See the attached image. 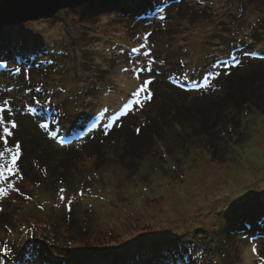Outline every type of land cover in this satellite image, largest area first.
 I'll use <instances>...</instances> for the list:
<instances>
[{
  "label": "rangeland",
  "instance_id": "rangeland-1",
  "mask_svg": "<svg viewBox=\"0 0 264 264\" xmlns=\"http://www.w3.org/2000/svg\"><path fill=\"white\" fill-rule=\"evenodd\" d=\"M107 1L113 8L100 9ZM263 29L264 0H86L52 17L0 28V119L12 132L7 145L35 151L40 132L57 149L36 155L32 161L39 158L40 166L25 163L31 180L42 166L62 172L44 185L30 177L15 178L10 189L0 183L8 189L0 191L6 224L0 246L8 242L9 257H19L0 253V260L151 264L161 254L183 264H264V114L244 117L238 146L216 143L217 154L226 152L219 158L206 150L199 123L173 125L163 138L143 132L153 128L155 109L195 113L208 102L194 101L205 87L224 93L225 75L240 73L223 70L219 88L221 82L209 78L218 62L230 61L226 44L244 42L256 51ZM155 76L163 79V103L136 114L134 103ZM202 76L203 86L196 82ZM169 77L192 87H168ZM29 108L50 114L55 124L41 128L37 118L29 124ZM128 108L132 118L120 125ZM216 114L210 126L220 122ZM235 222L252 232L261 224L262 235L252 240L249 229L231 228Z\"/></svg>",
  "mask_w": 264,
  "mask_h": 264
},
{
  "label": "trees",
  "instance_id": "trees-1",
  "mask_svg": "<svg viewBox=\"0 0 264 264\" xmlns=\"http://www.w3.org/2000/svg\"><path fill=\"white\" fill-rule=\"evenodd\" d=\"M111 3H112V1L104 2V3L99 5V8L102 10L111 9V8H113ZM122 6H123V2H122V4H121V2H119L117 4V7H119V8H117V9H121ZM94 11H96V9ZM254 38H256V37H254ZM257 39L263 40L262 41L263 44L260 46L259 49H256V51L254 50L253 47L249 46L248 44H244V42L240 43L237 46L226 44V46L228 47V49L230 51V55H231L228 58V59H230V61L229 62L223 61V63L218 62V64L216 65L217 68H215V72H213L215 77L211 76L209 78L210 81H212L213 78H215L217 82H221V83H218L217 88H219L222 85L223 81H225L224 79H222V77H224V74L227 73L228 70L233 69L232 71H234V72L238 71V73H240L238 76L240 78V80H239V78L233 79L234 75L233 76L230 75L232 73H230V74L228 73L225 75L226 77H228L225 82L227 83V85H229V87L227 85H225V87L227 88L226 91L224 92L225 94L224 93L214 94V92L211 91L212 89L205 87L203 89L204 92H202V94H199V96L198 95L195 96L194 101H196V105H197V102L200 103L199 99H206V101H208V102L205 105H202V107H200L199 109H196L194 111L195 113H193L189 110H188L189 112L187 114L180 112V110L170 112V111L166 110L164 107L159 108L157 110L155 109V114H154V118H153L154 119L153 128H150L149 127L150 125H149L147 129H143V132L146 135L145 138H148L149 136H154L155 138H163L165 134L169 133L167 131L173 125L175 127H177V126L179 127V125L186 127L187 123H191V124L199 123V125L201 126V128L199 129V134L202 137L203 141H206V144H207L206 150H208V152L210 153V156L212 158L222 157V155L224 153H226L225 151L221 150V154H217L219 151L217 152L216 143H219V144L225 143V147H226V144H229L232 146H238L236 140L240 136V132L244 130L243 129L244 128L243 123L245 124V122H243L244 117L246 115H248L250 112L251 113L257 112L259 114L260 113L264 114V34L261 35V38H257ZM1 52H2V50H0V55H2ZM244 53H248V55H245ZM9 56L11 57V54H9ZM233 57L238 58L239 63H236V61L233 59ZM256 67H259V69L261 70V73L257 72V70L255 69ZM223 70L225 71V73L223 72ZM235 73H237V72H235ZM148 82H149V84H145L146 86H144L142 93L139 95L136 102L134 103L135 106L132 110H135L134 112L136 114L137 113H143L144 111L149 110L150 107L155 106V105L159 106L160 104L163 103V102L159 101V97L161 96V95H159L160 86H161V83H163L162 77L158 78L155 76L153 78H150ZM167 82H170V84L167 85L168 87L173 85V87H176L178 89H184V90H190V88L192 87V85H190L189 83L179 82L177 79H172L170 77L166 81V84H168ZM196 82L198 84H201V86H203L205 83L203 80V76L200 77L199 79H197ZM143 83L144 82L142 81V84ZM243 83H245V86L243 85ZM198 84H196V86H198ZM18 90H20V89L15 90V92H17ZM164 90H166V89H164ZM178 91L181 94L184 92V91H180V90H178ZM204 94H206V95H204ZM232 94H234V97H235L234 100H233ZM200 95H204V96H200ZM149 96H151V99H149ZM190 96L192 97L191 94H190ZM130 108H128L122 112V114L119 118L120 119V125L124 124L126 122V119L130 120V118H132V117L126 118L127 114L132 111V110H129ZM29 110H31V113H30L31 118L28 115L26 116V118L28 120L29 119L33 120V118H37V120H39V121L41 120L40 121L41 123H39V126L41 128H47L48 127L47 123H50V122L52 124H55V122H53L51 120L52 116L50 114L40 115V111H38V110H35L32 108H29ZM214 112H217V114H216L217 117H218V115H221L220 122L217 121L213 125L210 126V123L213 122L212 119L214 116H212V115ZM11 120L12 119H8L7 121L10 122ZM23 120L24 119L21 118L19 115L15 116V121H17L18 123H20L24 127L25 123L23 122ZM159 121L164 122V124L162 126L160 124L157 125V123H159ZM29 124H31V121L29 122ZM42 125H47V127H43ZM29 127H31V126H29ZM24 129L27 130L28 127L25 125ZM30 129L31 128L28 129L29 132H30ZM52 133H53L52 131L49 132V134L53 138H55L57 135L58 136L60 135L59 132L55 135H52ZM35 135L36 134H33V137H35ZM40 135H42V134L39 132V136L36 139V141L32 142L34 140L31 137H27L28 135L26 133H24V136H22L23 138L29 139L30 142L36 144L37 146L39 145L40 147H39V149L37 148L35 151H33L32 148H31V150L25 149L27 151L23 152V153H22V150L20 149V158L17 161L18 172H14L7 177L0 178V183L5 182L4 183V186H5L8 184H13L14 182L12 183V181H14L15 178L20 177V178H26L27 179V177H30L29 181H32V182L37 181L38 183L44 185L46 182H50V180H53L54 177H59L62 175V172H60V171L55 172L53 169L51 170V168L49 166H42V170H44L42 175H37L38 178L36 177L35 179L31 180V178H34V176H32L31 170L29 168L25 167V163H28V165H30L31 169H32V166H31L32 162H35V165L40 166L44 162L42 160H40L39 158H36V160L32 161L33 158L36 155H39L41 153V151H42V153L46 152V150H47L46 147H48V146L52 147L53 149H57L51 143L49 138L47 140L46 138H44ZM150 138H152V137H150ZM11 141L12 140H9V142H11ZM232 142H235V143H232ZM142 146H143V144L139 148H137V151L139 154L142 151ZM4 147H9V146L8 145L2 146V143H1L0 144V150H2ZM71 147H73V146H71ZM67 149H69V148H66V150ZM14 151H15V149L10 148V152L6 153V155L3 159H0V164L9 161L11 159V152H14ZM38 151H40V152H38ZM28 153H29V155H28ZM230 154H229V156H230ZM25 155H26V157H25ZM49 162L50 161L48 160V162H46V163H49ZM9 166L11 167V165H9ZM63 176H66V175L63 174ZM3 188H4L3 186H0V190H3ZM6 189L4 188L5 191L8 190V189L7 190ZM252 202H254V201H252ZM260 222H261V220H260ZM254 224L257 225L255 227L257 229H253V230H255L254 232H252V228H250V226L245 227V226L241 225L239 222H235L233 225H231V228L235 229V231L237 230L240 233H244L243 230L245 227V228L249 229L250 233H252L251 234L252 240H256V239H258L257 238L258 235L255 237H252V235L253 234L255 235L256 233H258L259 235H262L261 234L262 232H260L262 230H259L261 224H259V225L257 223H254ZM5 227H6V224L1 222V220H0V231L4 230ZM229 230H230V228H229ZM225 231H226V233H229L227 230H225ZM262 236H263L262 239L264 241V235H262ZM3 257H4V259H11L12 261L18 260V258H19V257L10 258L9 256H7V257L3 256ZM150 263L151 264H169V263L170 264H180V263L183 264V263H185V261H182V262L180 261V263L174 262L173 260L168 259L166 257V255L160 254L157 259H152Z\"/></svg>",
  "mask_w": 264,
  "mask_h": 264
},
{
  "label": "water",
  "instance_id": "water-1",
  "mask_svg": "<svg viewBox=\"0 0 264 264\" xmlns=\"http://www.w3.org/2000/svg\"><path fill=\"white\" fill-rule=\"evenodd\" d=\"M84 1L86 0H0V28L52 17L59 10Z\"/></svg>",
  "mask_w": 264,
  "mask_h": 264
},
{
  "label": "snow or ice",
  "instance_id": "snow-or-ice-1",
  "mask_svg": "<svg viewBox=\"0 0 264 264\" xmlns=\"http://www.w3.org/2000/svg\"><path fill=\"white\" fill-rule=\"evenodd\" d=\"M141 48H143V45H141ZM132 51L135 52L136 49L133 48ZM244 54L248 55V53H244ZM147 55L151 56V52H149ZM233 59L236 61V63H239V59L238 58L233 57ZM124 70L125 69H122V71H124ZM16 71L20 72L21 68H16ZM141 90H143V89H141ZM60 91H65V90L62 88V89H60ZM149 99H151V96H149ZM36 103H40V101H36ZM42 126L43 127H47V125H42ZM91 126H94V123ZM105 126H107V125H105ZM12 127L13 128L16 127L14 122L12 123ZM0 129H2V133H0V143L7 145L8 144V138L12 135V132L6 126V122L3 119H0ZM136 132H137V134H139L140 129L137 128ZM52 135H55V133H52ZM76 135L83 136L84 133L80 132V133H77ZM73 138H75V137H73ZM62 142L70 143L71 140L70 139H64ZM9 152H10V148L9 147H4L2 150H0V159H3L5 157V155H6V153H9ZM19 158H20V147H19V145H16L15 146V151L11 152V159L9 161L3 163V164H0V178L7 177V176H9L10 174H12L14 172H18L17 161H18ZM9 165H11V167ZM8 188H13V185L9 184ZM0 191H4V190H0ZM64 191L65 190L63 188L60 189V193H61L60 199L62 201L66 200V197L63 195ZM9 231H11V230L9 229ZM252 250L256 251L255 247ZM0 253H2L3 256L7 257V256H9L10 254L13 253V249H12V247L9 246L8 242H4L3 245L0 246ZM28 259L29 260L32 259L31 255L29 256ZM0 264H4L3 260H0Z\"/></svg>",
  "mask_w": 264,
  "mask_h": 264
}]
</instances>
